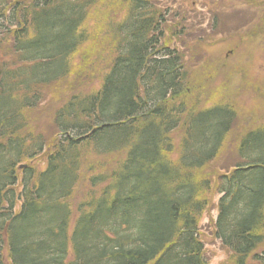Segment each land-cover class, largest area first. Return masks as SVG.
<instances>
[{"label":"trees","instance_id":"1","mask_svg":"<svg viewBox=\"0 0 264 264\" xmlns=\"http://www.w3.org/2000/svg\"><path fill=\"white\" fill-rule=\"evenodd\" d=\"M160 1L0 0V264H207L199 223L214 207L213 236L229 262L264 264V123L241 135L231 172L204 175L236 109L189 108L184 56L165 45L185 31L169 27L172 12ZM225 1L211 6L255 9L254 22L222 41L231 51L248 42L242 56L255 59L264 51V0ZM114 8L121 20L93 25ZM217 10L208 15L216 20ZM86 47L93 63L97 50L108 53L101 87L55 111V137L27 133L26 112L70 76ZM87 168L90 193L72 226Z\"/></svg>","mask_w":264,"mask_h":264},{"label":"rangeland","instance_id":"2","mask_svg":"<svg viewBox=\"0 0 264 264\" xmlns=\"http://www.w3.org/2000/svg\"><path fill=\"white\" fill-rule=\"evenodd\" d=\"M213 1H160V5L164 9L168 8L172 12L168 19L169 27L178 24L180 27L177 32L185 31L184 35L179 36V40L169 39L171 35H168L165 45L179 50L184 56L188 75L185 101L189 108L196 110L219 105H232L236 109L237 118L233 130L226 139L219 159L204 173L207 176L231 172L230 169L239 164L237 146L241 135L246 131L258 128L257 124L264 123V58H261L264 51H260L253 59L252 56H242V53L249 48L248 42H244L245 45L241 50L238 46L239 43L234 42L232 46L237 48L235 51L227 49L226 43H222L233 33L236 34L238 27H243L245 22L255 21V9L253 8V11L245 6L231 9L234 10L232 12L223 11L221 7H218V4L211 6ZM227 4L232 7L234 4L236 5V2L226 0L225 5L227 6ZM216 8L219 10H217L218 18L215 20L208 14ZM122 13L119 8H114L110 13L100 15L102 18L100 22L93 25L100 26L102 23L110 25L118 22L123 16ZM212 27H215L217 31L213 32ZM211 39L218 41V44L209 47L208 42H211ZM96 44L102 45V38L95 41L94 45ZM101 50L95 52L97 53L96 63L84 58L83 53L89 51L87 47L78 52L75 61L73 59V71L70 76L58 85L45 90L46 100L37 110L26 112L27 133L36 132V135L42 133L45 138L55 137L56 130L53 122L55 111L66 104L72 95L97 91L101 87L103 77L107 73L106 66L110 62L108 53L102 50L99 54ZM243 59L246 61L245 64ZM247 59L251 61L250 64H247L249 63ZM1 61L2 59H0ZM218 69L221 70L216 72ZM230 76L233 78V84L226 86L228 77L232 79ZM254 82H258V84L255 85ZM174 139L178 142L180 135L176 134ZM34 165L39 169L43 168V163L40 160H37ZM101 171L103 169H97V172ZM81 173L87 174L81 176L71 202L74 214L72 226L77 217L80 202L90 193L89 183L87 184L91 177L90 171L87 168L83 169ZM213 196L212 202L213 205H216L219 196L216 194ZM216 217L217 210L214 207L203 216L199 223L200 238L205 246V258L207 264H231L229 252L213 236V223Z\"/></svg>","mask_w":264,"mask_h":264}]
</instances>
